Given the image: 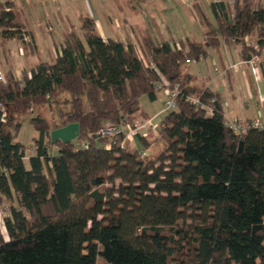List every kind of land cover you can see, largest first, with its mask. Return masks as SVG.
Returning a JSON list of instances; mask_svg holds the SVG:
<instances>
[{
	"label": "trees",
	"instance_id": "obj_1",
	"mask_svg": "<svg viewBox=\"0 0 264 264\" xmlns=\"http://www.w3.org/2000/svg\"><path fill=\"white\" fill-rule=\"evenodd\" d=\"M192 7L205 44L172 46L149 33L123 42L85 15L82 35L67 31L53 62L0 80V264H264V127L236 135L220 107L207 114L186 100L210 104L212 93H199L182 70L220 37L240 44L244 60L264 57V0L213 1L212 21ZM30 33L13 2L0 1V38L32 44ZM161 77L170 90L177 85L176 108L164 112L156 139L136 134L138 148L122 133L93 137L132 123L139 98H157ZM52 103L55 124L29 117L37 135L25 167L19 114ZM70 122L78 136L52 143L46 131ZM154 140L162 149L142 155Z\"/></svg>",
	"mask_w": 264,
	"mask_h": 264
},
{
	"label": "crops",
	"instance_id": "obj_2",
	"mask_svg": "<svg viewBox=\"0 0 264 264\" xmlns=\"http://www.w3.org/2000/svg\"><path fill=\"white\" fill-rule=\"evenodd\" d=\"M163 1L170 2L171 4L170 11H168L165 16L171 20L172 23L161 22L160 19L157 18L154 8L149 7L148 14L151 18L150 21L152 26L150 24L148 15L145 17L140 16L141 23H135L132 21L129 22V25L139 33L138 41H140L142 34L149 33V26V28L151 27L152 30L149 34L153 35L158 42L167 40L172 46H179L181 41L185 42L186 39H189L198 44H205V28L195 16L192 7L194 2L198 3L197 0ZM213 1L218 0H207L206 5L201 3L206 8V13L211 21L213 20V17L208 6ZM143 2L144 0H138V4H136V2L132 3V7L135 11V17L138 10L143 9L141 5ZM123 24L127 27L123 28L122 30L121 28H116L113 22L111 27L104 29V27L101 26V32L99 33L103 36L119 38L123 42L129 40L134 43L128 28L129 25L126 23L125 19H123ZM28 31L31 32L30 30ZM30 35L32 39V45L38 48L35 43V36L32 32ZM198 38H201L200 41H197ZM59 45L60 44L56 45L57 47L54 50V56L56 55ZM240 51V44L235 42L233 39L225 40L224 38L220 37L217 46H207L206 53L201 57V59L188 63L185 62L183 65L189 66V68L183 69L182 65V70L191 76V80L189 82L191 85L196 87L199 93H202L205 90H209L212 93L211 99L215 101L214 106L220 107L222 109L224 119L260 118V120L264 122V73L261 68L262 58L260 57L258 64L256 65L257 68L254 70V67L251 65L249 60L243 59ZM5 70L7 69L0 67V72H6ZM9 72L11 71L8 69L6 73L8 74ZM3 77H5V75H3ZM159 91L163 92L164 99L162 102H164L165 98L167 97L168 89H161ZM141 112L145 116V119H150V121L155 126L153 130H155L160 122H156L154 120L157 118V116H160L159 114L164 113L163 103L161 109L154 111L151 114L150 109L141 110ZM151 131L152 130H149L146 135H151ZM130 141H132L131 144L134 147L140 148V146L137 144L138 140L135 139V137ZM30 151L31 154L29 156L35 153L34 145ZM29 156L26 155L23 158L25 167H28L25 163V160H27Z\"/></svg>",
	"mask_w": 264,
	"mask_h": 264
},
{
	"label": "rangeland",
	"instance_id": "obj_3",
	"mask_svg": "<svg viewBox=\"0 0 264 264\" xmlns=\"http://www.w3.org/2000/svg\"><path fill=\"white\" fill-rule=\"evenodd\" d=\"M15 4V9L17 10L18 18L25 24L26 30H30L35 36V43L38 48L31 43H23L19 39H2L0 38V67L5 68L6 72L11 71L14 76H19L23 68L30 69L34 67L39 59H44L48 62H53L54 60V50L56 45L60 44L65 33L71 29L77 31L82 35L80 25L81 17L84 15L91 16L95 18L96 27L99 32H101V26L105 28L111 27L112 22L116 28H121V30L127 26L123 24V19L129 25V22L141 23L140 16L145 17L148 15L149 21L150 16L148 14L149 7H153L156 11V16L161 22L172 23L171 20L166 18L165 14L170 11V2L161 0H144L141 3L143 9L138 10L136 17L134 15L135 11L132 7V3L138 0H12ZM201 1V2H200ZM235 0H231V5ZM256 3L258 0H252ZM197 2L202 6L205 12L207 0H197ZM203 5H202V4ZM156 4V6H155ZM144 5V6H143ZM134 16V17H133ZM132 19V20H131ZM135 19V20H133ZM110 21V22H109ZM151 24V21H150ZM152 26V24H151ZM197 26V25H196ZM129 31L131 33L134 43L138 44L139 33L134 30L132 26L129 25ZM151 27L148 26V32L150 33ZM123 35V34H122ZM196 39V38H195ZM198 38L197 41H200ZM248 40L250 42H255L256 38L252 35L249 36ZM55 43V44H54ZM40 50V51H39ZM43 55V56H42ZM46 55V56H44ZM262 60L264 57L261 56ZM5 61V63H4ZM2 65V66H1ZM189 68V66L183 65V69ZM6 72H1L3 75H7ZM161 89H165L162 87ZM159 89V90H161ZM164 99L163 92H158V97L155 100H150L146 95H142L139 98L140 111H138L132 118L134 120L142 119L144 116L141 110L150 109V114L154 111L161 109L162 101ZM153 101V102H152ZM152 102V103H151ZM40 113L45 116L52 124L57 122V108L55 104H41L35 107L33 112L26 111L19 114V119L21 121V127L18 132L17 139L22 142L26 148V155L31 154L30 149L32 148V137L37 135L36 129L30 122V115H35ZM154 121L160 122L164 113L159 114ZM145 119V118H144ZM51 124V125H52ZM152 134L150 139H156V130L151 131ZM129 141V146L132 141ZM138 146H141L138 141ZM53 149V147H50ZM162 149V142L160 140H154L150 145L146 153L154 154L155 152ZM54 154L55 151L52 150ZM28 166V159L25 160ZM10 201L4 200L2 204L5 206L10 205ZM13 204H16L13 202ZM2 219L0 218V228L5 238L6 232L2 225ZM97 260L100 262L101 258L98 257Z\"/></svg>",
	"mask_w": 264,
	"mask_h": 264
},
{
	"label": "built area",
	"instance_id": "obj_4",
	"mask_svg": "<svg viewBox=\"0 0 264 264\" xmlns=\"http://www.w3.org/2000/svg\"><path fill=\"white\" fill-rule=\"evenodd\" d=\"M201 59V56L198 59H186L185 62H193L195 60ZM259 56H252L249 59V62L254 67V70L257 68V64L259 61ZM3 79V74L0 72V80ZM162 87L168 89L167 97L163 102V111L171 110L176 108L175 103V95L177 93V85L175 86L174 90H170L168 87V81L161 77V80L155 83L154 88L155 90H159ZM186 100L193 103L194 105L202 108L206 113H212L214 106V100H210V104L202 102L198 96L196 95H188ZM6 116V109L3 104L0 103V117L3 119ZM224 124L231 129L236 135H241L249 128H262L264 127V122L260 120V118H237V119H224ZM155 126L150 121V119H140L134 120L132 123H128L124 126H119L115 124H107L99 130L101 136L108 137L109 140L115 138L119 133L124 135L125 140H132L136 134L146 135L149 130H153ZM79 145V143H76ZM107 143V147H108ZM140 153L143 155L146 153V150L141 149ZM4 207H0V217L4 214Z\"/></svg>",
	"mask_w": 264,
	"mask_h": 264
},
{
	"label": "water",
	"instance_id": "obj_5",
	"mask_svg": "<svg viewBox=\"0 0 264 264\" xmlns=\"http://www.w3.org/2000/svg\"><path fill=\"white\" fill-rule=\"evenodd\" d=\"M46 134L49 135L52 143H55L58 140L63 143H68L78 136L79 125L77 122H70L65 125L46 131ZM96 136H100V133L93 135V137Z\"/></svg>",
	"mask_w": 264,
	"mask_h": 264
}]
</instances>
